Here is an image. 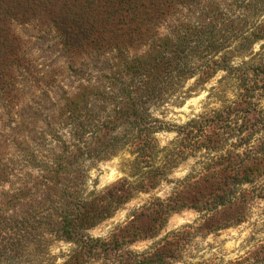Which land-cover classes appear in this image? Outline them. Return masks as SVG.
Here are the masks:
<instances>
[{
	"label": "clouds",
	"instance_id": "1",
	"mask_svg": "<svg viewBox=\"0 0 264 264\" xmlns=\"http://www.w3.org/2000/svg\"><path fill=\"white\" fill-rule=\"evenodd\" d=\"M11 27L0 264H146L166 248L164 264H264V0H172L142 36L102 53L67 51L39 20ZM208 28L218 47L194 35ZM161 54L171 67L149 99L155 70L128 68ZM94 202L108 213L65 235L66 212Z\"/></svg>",
	"mask_w": 264,
	"mask_h": 264
},
{
	"label": "trees",
	"instance_id": "2",
	"mask_svg": "<svg viewBox=\"0 0 264 264\" xmlns=\"http://www.w3.org/2000/svg\"><path fill=\"white\" fill-rule=\"evenodd\" d=\"M102 1L105 8H102V12H100L98 0L75 1L71 5L63 3L64 5L59 7L53 0H44L40 6H36L38 0H0V40L4 38L3 40L9 43L14 42L10 46L13 47L16 44L18 49L19 41L13 36L10 26H7L8 19L45 17L47 21L44 20V24L55 26L67 51H77L85 45H89L94 47L97 52L102 53L105 48L113 46L120 48L121 45L133 42L137 36H142V26L164 15L172 5V0ZM211 33L212 29L208 28L202 32L197 31L194 35L197 37L207 35V38L211 40L209 47H218L219 45L212 39ZM186 44L187 39L175 46L177 59L182 56ZM121 55H123V49H121ZM15 62L20 63L19 60ZM170 67L171 61H165L161 54L158 57H153L149 63L137 61L128 68V71L140 74L150 71V69L155 70V81L148 85L145 92V95L152 99L160 92V74L166 72ZM256 71H264V67L258 68ZM9 87L8 81H5L2 89H9ZM69 107L75 110L77 106L70 104ZM134 108L135 102L129 105V111H134ZM129 111H125L122 115H129ZM82 207L84 211L72 213L69 210L65 214V221L61 227L69 238L78 236L82 227L90 225L108 213L107 206L102 207L95 202ZM257 261L260 264L261 258H258Z\"/></svg>",
	"mask_w": 264,
	"mask_h": 264
},
{
	"label": "rangeland",
	"instance_id": "3",
	"mask_svg": "<svg viewBox=\"0 0 264 264\" xmlns=\"http://www.w3.org/2000/svg\"><path fill=\"white\" fill-rule=\"evenodd\" d=\"M57 2V7L64 5L63 3H69L70 5L73 4L75 1L77 2H85L88 0H53ZM44 2V0H38V3L36 4V6H40L41 3ZM99 5L98 10L100 12H102V8H105L104 2L102 0H98ZM15 20L18 24H26L35 20H39L42 24H44L46 20L45 17L42 18H29V19H13V18H9L8 19V23L7 26L9 25L12 30L11 27V22ZM45 20V21H44ZM4 38H1L0 40V90H2V87L5 84V80L4 77L5 75H7L6 72L3 71V65L8 64L11 61V57L14 55V52H17V45L15 44L13 47L10 46V44H13L14 42H8V41H4ZM11 39V38H10ZM19 44V42H18ZM6 87V86H5ZM243 111H247V109H241ZM220 119H225L223 116L219 117ZM247 126V121L245 122V127ZM211 139V138H210ZM235 178V179H234ZM233 180H237L239 178L233 177ZM208 189L210 192L215 191V186L209 184ZM112 198L114 200H123L125 197H120V196H116L114 193L111 194ZM226 195H220L216 198V202L218 203H223L226 200ZM109 210V209H108ZM139 231H143L145 233L150 232L152 230V223L150 221H144L142 222L140 228L138 229ZM126 235H135L134 232H128L126 233ZM119 241H114L112 245H108V247H119ZM168 255H172V252L170 249H163L161 250L155 257L152 258V260L150 262H146V264H164V257L168 256ZM260 258L259 254H257V259Z\"/></svg>",
	"mask_w": 264,
	"mask_h": 264
}]
</instances>
